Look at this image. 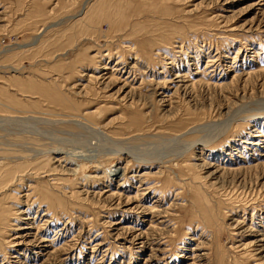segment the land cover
I'll return each mask as SVG.
<instances>
[{"label": "rangeland", "instance_id": "obj_1", "mask_svg": "<svg viewBox=\"0 0 264 264\" xmlns=\"http://www.w3.org/2000/svg\"><path fill=\"white\" fill-rule=\"evenodd\" d=\"M260 99L264 0H0V116L41 117L0 120V264H264L243 249L264 233ZM150 225L159 251L133 243Z\"/></svg>", "mask_w": 264, "mask_h": 264}, {"label": "bare ground", "instance_id": "obj_2", "mask_svg": "<svg viewBox=\"0 0 264 264\" xmlns=\"http://www.w3.org/2000/svg\"><path fill=\"white\" fill-rule=\"evenodd\" d=\"M122 66V65H121ZM120 68V67H119ZM103 69H108V67L104 64L103 65ZM123 69V68H122ZM115 70H119V69H116L115 68ZM131 70V69H130ZM129 70V71H130ZM134 76V75H133ZM175 76V75H174ZM180 76H179V74L175 77V78H172V79H169V81H168V83L169 84H176V83H180V78H179ZM110 79L111 78H115L114 77V75L112 74L110 77H109ZM135 78V77H134ZM124 83H126V81L124 82ZM167 83V82H166ZM166 83H164V85L166 84ZM167 85V84H166ZM176 88V87H175ZM177 90V89H176ZM178 91V90H177ZM176 93V92H175ZM133 101H134V99H133V97H131V99H130V106L133 104ZM249 104V103H248ZM252 104V103H251ZM256 104H258V105H261V106H264V99H260V100H258L257 101V103ZM240 106V105H239ZM246 107V106H245ZM237 109V108H236ZM242 108H240L239 110H237L236 111V114L235 115H237V116H239L240 115V113L242 112V110H241ZM263 109H264V107H263ZM251 110V108L250 107H246L245 108V110L244 111H246V112H248V111H250ZM252 111H253V108H252ZM232 114V113H231ZM236 116V117H237ZM37 117H39V116H19V115H7V116H0V120L2 119V120H4V121H28V120H30L31 118H33V120L34 119H36V120H38L39 121V119L41 118H37ZM229 117V116H228ZM56 120H57V118H55ZM74 119H78V118H70V119H67L68 121H74ZM233 119V118H232ZM232 119H226V121H222V122H220V123H216V124H214L213 125V128L211 129V130H207L206 132H205V130L207 129H205L204 130V136L203 135H201V136H203V138H202V143H201V145H209L211 142H215L216 140H218V139H220V137H222V134H224L225 132H226V130L228 129V127L231 125V123H232ZM237 119V118H236ZM35 120V121H36ZM41 120V119H40ZM44 120L46 121H48V122H53V121H50V118L48 119H45L44 118ZM60 120V119H59ZM62 120H65V119H62ZM81 120V119H80ZM80 120H77L76 122L79 124V126L80 127H82L83 129H85V130H87V131H89V132H91L92 134H99L100 135V137H102L103 139L101 140V143H100V146L102 147L101 149H100V151H99V154L100 155H106V154H112V155H119V156H121V154H122V150L124 149L123 148V146H122V148H116V147H119L120 146V144H119V142L118 141H113V139L107 134V133H105V132H103V131H100L97 127H95V126H92L91 124H89V123H87V122H83V121H80ZM61 121V120H60ZM220 121V120H219ZM3 122V121H2ZM210 122H212V121H210ZM215 123V122H214ZM195 125V124H194ZM207 125H210V123H207V124H205V125H199L197 128L198 129H194V131H202V129L203 128H205ZM207 127H209V126H207ZM189 130V129H188ZM185 131V130H184ZM202 134H203V132H202ZM182 135V134H181ZM174 139H175V141H176V139L177 138H179V136H174L173 137ZM207 139L209 140V142L207 141ZM178 140V139H177ZM198 139H196L195 141H197ZM186 141V140H185ZM259 135H253L252 136V138H251V140H249L248 139V141L246 142L247 144H250V145H252V146H254V145H259ZM206 142V143H205ZM121 143V142H120ZM96 143H94V145H95ZM107 144V145H106ZM194 144L195 143H185V148H188V149H191V148H193V146H194ZM99 146V145H98ZM97 147V146H96ZM121 147V146H120ZM202 147V146H201ZM99 148V147H98ZM97 148V149H98ZM183 149V148H182ZM179 151V150H178ZM98 152V151H97ZM133 152V151H132ZM178 154H185V152L184 151H181V152H177ZM177 153H176V155H172V156H179V155H177ZM126 154V156L128 157H131V158H129V160H127V163H130L129 161H134L135 160V162H137V163H143V161L144 162H146V164L147 163H149V165L147 164V166H151L152 164H151V162L153 163L155 160H159V159H161L160 157H158V158H156V157H153V156H151V155H127V154H129V153H125ZM133 154V153H132ZM261 155H263V154H261ZM125 157V156H124ZM126 158V157H125ZM175 159V158H174ZM174 159H172L171 161H173ZM128 166V165H127ZM237 169V168H236ZM240 169V168H239ZM238 169V170H239ZM120 174V173H119ZM118 176V175H117ZM121 176V175H120ZM14 179V178H13ZM142 183V182H141ZM118 185H120V183L118 184ZM264 188V187H263ZM239 189V188H238ZM236 190V189H235ZM245 190V189H244ZM259 191V190H258ZM230 192V191H229ZM256 192V191H255ZM261 192V191H260ZM242 194V193H241ZM116 195H119V193L117 194V192L115 193H112V195H110V196H116ZM148 208V207H147ZM150 209V208H149ZM166 209V208H165ZM165 209H163V210H165ZM169 211V210H168ZM161 212H162V210H161ZM165 212V211H164ZM150 213V212H149ZM153 215V214H152ZM159 215V214H158ZM156 216V215H155ZM157 218H159V217H157ZM165 221V220H164ZM161 223V222H160ZM166 224V223H165ZM166 227V225L163 227V228H165ZM25 228V227H24ZM27 228H29V226L27 227ZM26 228V229H27ZM153 228H155V226L154 225H150V227L148 228V231L147 232H142V231H139V232H137L135 235H134V237L132 238V240H133V243L134 244H136V246L138 247V248H141L142 250H143V248L144 247H146V246H148V245H150V249L153 251H157L158 250V247L156 248V247H153V242L150 240V238H149V236H151V235H153V233H151V232H149V231H152L153 230ZM162 228V227H161ZM60 230V229H59ZM164 230V229H163ZM162 232V231H161ZM165 231H163V233H164ZM168 232V231H167ZM23 233V232H22ZM57 233V232H56ZM158 233V232H157ZM239 234V233H238ZM237 234V235H238ZM242 234V233H241ZM28 234L27 233H24V234H17V235H15L14 237H13V240L10 242V244L12 245V247L13 248H18V249H20V245H21V243H23L24 241H26V239L28 238V236H27ZM157 235V234H156ZM258 235V234H257ZM41 236H43L42 234L40 235V234H36V235H34V237L31 239V240H28V241H36V242H38V243H40V245L42 246V247H44V246H46L47 247V245H45V241H47V239L44 237V238H41ZM75 238V237H74ZM152 238V237H151ZM154 238V237H153ZM73 239V238H72ZM71 240V239H70ZM72 241V240H71ZM240 241V240H239ZM42 243H44V245H42ZM66 243V242H65ZM161 243V242H160ZM241 243V242H240ZM34 244V243H33ZM242 244V243H241ZM13 245H15V246H13ZM157 245V244H156ZM159 246V245H158ZM41 247V248H42ZM241 247V246H240ZM70 248V247H69ZM65 249H67V245L66 246H61L59 249H57L55 252L57 253V251H63V250H65ZM73 248H71V249H69V250H72ZM195 249H198L197 248V246H196V248ZM243 249H245L244 251H246V252H248L249 253V255L250 256H257V259H259V261H262V262H260V263H263L264 262V233H262L260 236H256L253 240H250L248 243H245V245H244V247H243ZM140 251V250H139ZM159 251V250H158ZM194 251H196V250H194ZM199 253V252H198ZM49 254V253H48ZM205 254L204 253H201V254H198V255H196V257L198 258H202L203 256H204ZM196 258V259H197ZM15 261V260H14ZM47 260H43V262L42 263H44V262H46ZM202 261V260H201ZM203 262V261H202ZM16 263H19V264H32V263H28V262H25V261H16L15 262V264ZM41 263V264H42ZM59 263V262H58ZM196 263V262H195ZM201 263V262H200ZM33 264H36V263H33Z\"/></svg>", "mask_w": 264, "mask_h": 264}]
</instances>
